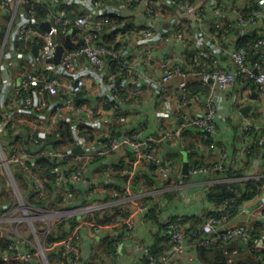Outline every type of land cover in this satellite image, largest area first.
<instances>
[{
  "label": "built area",
  "instance_id": "1",
  "mask_svg": "<svg viewBox=\"0 0 264 264\" xmlns=\"http://www.w3.org/2000/svg\"><path fill=\"white\" fill-rule=\"evenodd\" d=\"M80 1L92 10L77 14L73 19L68 18L64 3ZM106 1L51 0L52 4L59 5L60 8L48 19L50 31L45 32L36 18L35 9L29 6V0H0V62L7 46L17 58H25L20 64L19 76L11 91L13 105L18 106L7 108L2 113L0 110V264H49L50 252L60 253L65 259L63 264H79V226L87 223L94 230L99 229L94 220L76 219L79 209L70 204L84 196L90 199L95 193L93 185L83 188L85 175L83 170L72 167L73 156L78 158L80 154L79 159L91 162L127 148L133 154L134 163H152L160 168L163 179L174 180L176 168L163 163L160 166L161 159L155 152L156 140L153 136L142 138L140 132H133L97 139L93 131L89 133L83 129L94 128L97 119L95 116L101 108L114 116L118 123L123 122V114L120 112L122 105L136 97L137 88L141 87L142 81L151 82L152 77L138 69V63L146 64L147 61L131 59V39H137L142 45H149L150 49L158 40L173 38L182 45H188L191 39L200 45L196 57L211 61L209 71H197L192 63L185 70L182 59H162V73L155 81L159 89V99L167 107L168 113L180 121L177 128L159 129L165 140L181 138L182 132L189 128L199 133L217 135L218 122L225 119L222 115L223 102L229 89L239 80L255 84L258 97H264V35L252 40L257 57L253 63L244 48H235L228 53L230 64L224 66L221 59L215 56L213 44L209 45L208 39L215 40L216 36L224 37L227 33V27L223 26L228 23L222 21L221 14L225 10L234 11V6L228 0H211L208 3L206 10L210 9V14L205 20V23L210 20L208 26L202 23L205 8L204 5L200 8L199 0H116L113 5L104 4ZM256 3L257 8L252 9L249 15H239L238 25H254L258 19L264 17V0H256ZM138 7L147 20L146 24L135 25L130 17L120 12L123 8ZM168 11H172V16L177 19H173L170 27H162V17ZM182 16H193L202 29L199 28L196 33L189 35L185 28L174 26ZM213 27L215 31L211 30ZM220 31L223 32L221 35ZM66 34H70L72 40L78 41L77 46L66 49L59 64L48 62L54 58L56 46L63 44L58 37L65 39ZM81 57L93 67V72L88 66H80ZM112 61L116 62L115 67ZM193 76H197L199 84L207 88L206 93L194 95L197 108L187 111L179 106L172 108L171 105H166L171 82L177 77ZM88 77L93 85L89 92L90 97L83 102L78 101L79 95L89 84ZM128 83L132 88H127ZM186 84V81L178 84L180 98L185 102L189 92ZM122 88L128 89V92L123 93ZM62 121L70 123L75 146L70 149H57L50 144H43L54 125ZM239 129L242 142L234 156L229 157L225 147L216 163L194 166L188 170V174L198 176L222 172L224 176L221 180L236 182L240 187L243 181H256L260 184L258 193L247 200L255 201V204L247 210L240 205L242 202L237 205L234 197L225 196L218 206V213L209 215L192 232L190 240L193 245L222 246L228 263L233 262L242 248H232L230 245L233 242L245 243L248 247L242 249L254 253L258 264H264V167L258 174L227 177L235 169V161L241 160L250 152L254 142L260 148L258 155L264 165V121L257 119V115L250 116L249 113ZM76 146L81 147L80 153L74 152ZM38 160H47L52 164L53 192L50 197H47L49 186L42 171L33 168ZM16 172L21 173V177H17ZM120 174L132 177L134 171L120 168ZM17 181L25 188L24 194L19 190ZM102 189L114 201L128 194L127 188L106 183ZM30 197L42 204L31 203ZM137 201V210L146 214L150 205ZM98 208L93 204L82 210L85 211L84 214L92 215ZM231 210H235L236 215L248 212L252 219L230 225L228 223L231 220ZM123 214L126 217L120 223H124L127 230H132L134 218L127 214L125 208L120 210V215ZM182 218L180 216L173 221L167 217L161 221L171 243L166 255L156 258L149 246L139 244L133 250L141 253V258L145 257L148 264H166L171 254L184 255L189 237L184 231ZM61 223L65 224L63 229L66 232L70 230L71 223L75 226L65 238L47 243L49 235L57 236L56 228Z\"/></svg>",
  "mask_w": 264,
  "mask_h": 264
},
{
  "label": "crops",
  "instance_id": "2",
  "mask_svg": "<svg viewBox=\"0 0 264 264\" xmlns=\"http://www.w3.org/2000/svg\"><path fill=\"white\" fill-rule=\"evenodd\" d=\"M200 8L204 5L203 25L208 26L205 23L206 17L210 14V9L206 10L208 3L211 0H199ZM229 3L234 6L233 12L225 10L222 13V21L227 22V33L224 37H215V40L208 39L209 43L213 44V52L216 57L221 59L224 66L230 64L228 53L231 50L238 47V44L244 39L250 38V42L258 38L259 35H264V17L258 19L254 25H238L239 15H249L252 9L257 8L256 0H228ZM116 0H107L104 4H114ZM64 7L67 9V17L73 19L77 14H83L91 11V7H87L86 4L80 2L64 3ZM171 7V6H170ZM60 6L51 3V0H36V18L38 22L48 21L52 15L59 10ZM172 8V7H171ZM123 15L130 17L134 24H146L147 20L140 7L129 9L123 8L120 10ZM4 16H7L4 14ZM164 17V20H163ZM162 17V27H170L173 23V19H177L172 16V11H168ZM213 17V16H212ZM213 18H220L218 16ZM5 19V18H4ZM174 26L185 28L189 35L196 33L199 28L202 29L201 24L194 20L193 16L180 17L179 22ZM71 29L74 28L71 26ZM253 39H251V37ZM59 40L64 41V37H58ZM188 45H182L179 42L169 38L167 40H158L154 42L156 45L150 49L149 45L140 44L137 39H131L130 53L131 59H135L138 62L147 61V63H138L139 71L152 77L151 82L142 81L140 88H137L138 94L135 98L130 99L122 105L123 122H117V119L112 116L109 112L104 111L102 108L99 113L95 116V125L93 133L97 135V139H106L110 133L119 135L120 133H133L140 132V137L145 138L153 136L156 140L155 152L161 159V164L173 165L176 168V176L173 181L163 179L160 175V168L156 165L141 161L140 163H134V157L132 152L127 148H122L117 152H111L110 154L97 159L92 162H86L83 166V172L85 175L83 188L93 185L95 193L90 199L83 197V199H77L71 201L72 207L79 209V213L76 219H86L88 214H84L85 208L89 205H97L99 208L96 212L107 211L112 214L113 206L116 208H125L127 214L132 215L134 218V225L132 230H127L125 224L123 228L119 226L122 219H125V215L118 214L115 219H111V222L97 225L98 231L94 230L89 224L82 223L79 226L80 242H79V264H88L93 262L94 264H140L141 253L133 250L136 244L143 246H152L155 241L156 235L164 236V230H161L159 226L146 217L141 211L136 208V203L144 202L148 203L151 208L156 210L155 221H162L167 217H202V222L211 214L213 211L218 209L211 199L210 191L211 188L217 183H229L232 185L237 184V190L242 189L240 184L231 181L221 180L224 174H200L198 176H192L190 174H183V165L185 162L189 163L193 160L192 148H187V143H195L197 147L198 158H204L206 161L220 160L219 156L221 150L226 147L227 155L231 157L237 153V149L242 142V135L240 133V125L244 120V117L239 112L241 106L246 104H252L253 108L250 112V116L256 117L257 119L264 121V97L260 96L257 100H253L251 96L252 92L257 93V87H253L250 81L239 80L236 82L234 87L229 89L226 98L223 102L222 115L225 119H220L218 134L210 136L212 141L211 145H205L202 141V136L199 137V132L193 128L184 130L185 135L181 138H172L165 140L160 133V128L174 129L180 125V121L169 114L164 107L163 102L159 99V89L155 83L156 79L160 77L162 73V59L164 57L179 58L182 59L184 69L190 67V63L193 59L187 58V56L197 55V50L200 47L193 40H189ZM1 49V47H0ZM151 50V53H150ZM186 54H188L186 56ZM250 56V61L253 63L257 57L255 53ZM25 61L23 56L17 58L15 53L9 48H4V54L1 58L0 66V110L1 113L7 108L16 107L12 101V85L15 84L18 78L20 64ZM80 66H88L93 72V67L90 66L84 57L80 58ZM209 71V69H205ZM197 76L193 77H177L171 82V92L167 98V104L171 105L172 108L176 106L181 107L183 110L193 111L197 108V104L194 101L195 94H204L207 88L202 87L199 84ZM6 81L5 83H3ZM89 84L79 95L78 101L83 102L86 98L90 97L89 92L92 91L93 85L91 84V78L88 77ZM186 81V87L188 88V94L186 96V102L180 98V90H178V84ZM8 83V84H7ZM91 87V88H90ZM127 88H132L131 84H127ZM123 93L128 92V89L122 88ZM18 108V107H17ZM74 119V118H73ZM52 123L53 120L51 119ZM118 125H115L117 124ZM118 126V127H117ZM51 127V126H50ZM117 128V132L115 128ZM52 129V128H51ZM182 132V133H183ZM6 138V137H5ZM5 143V141H3ZM194 150V151H195ZM196 152V151H195ZM79 158L80 154L78 155ZM192 156V157H191ZM195 158V157H194ZM240 160L235 161L237 165L235 168H240ZM119 169H116V168ZM263 163L260 161L259 155L251 158V163L248 168L242 171V175H250V173L258 174L263 170ZM120 168H128L134 171L132 177L122 176L120 174ZM227 177H233L227 175ZM218 180V181H217ZM1 182V179H0ZM104 183L107 185H117L119 187L127 188L128 194L120 200L110 201L106 194L103 193L102 187ZM1 187V185H0ZM144 199V200H141ZM255 204V201H244L240 204L244 209H251ZM110 216V215H109ZM252 219L249 217L248 212L241 213L231 217L228 224L233 225L241 221ZM82 220V219H81ZM93 220V219H88ZM85 222V221H83ZM95 222V221H94ZM190 221H188L189 224ZM186 226H188L186 224ZM160 232V233H159ZM123 233L121 240L116 246L115 256L96 255L97 249L103 239L107 235H118ZM195 247L189 241L186 243V252L184 255H168L170 260L166 264H201L196 255ZM33 264H39L33 262Z\"/></svg>",
  "mask_w": 264,
  "mask_h": 264
},
{
  "label": "trees",
  "instance_id": "3",
  "mask_svg": "<svg viewBox=\"0 0 264 264\" xmlns=\"http://www.w3.org/2000/svg\"><path fill=\"white\" fill-rule=\"evenodd\" d=\"M31 7H33L35 9V3L36 0H29ZM28 5H26V7H29ZM36 11V9H35ZM224 28L227 26H223ZM212 31H215L214 27L211 28ZM220 35L223 32H219ZM254 36L251 37V39H253ZM244 39V41L241 40V42L238 44L237 48H244L247 53L249 55H253L254 54V48L252 46V42H250V38H242ZM187 58L189 59H193V61L191 62L192 65L194 66L193 68L197 71H201V70H205V69H210L209 66L211 64V61L206 60L204 58H198L196 57V55L194 56H187ZM113 67L116 66V62L112 61ZM117 70V69H115ZM252 83V82H251ZM253 87H256L255 84L252 83ZM207 92V91H206ZM115 125H118L115 124ZM118 127V126H117ZM115 127L112 128V130ZM83 129H85V131L92 133L93 129L90 127H83ZM117 130V128H115V131ZM117 132V131H116ZM111 135H113L114 133H110ZM185 135V133L183 132L181 137H183ZM202 136V141L204 142L205 145H211L212 141L210 140V136L207 135L206 133H199V137ZM43 144H50L51 146H53L54 148L57 149H70L73 148L75 146V139L73 137V132L72 129L70 127V123L68 122H58L57 124L54 125L52 132L49 133L46 138L43 140ZM187 148H192V149H196L197 147L195 146V143H187ZM191 150L192 151V155L195 157H193V160L190 161L189 163V170L194 167V166H203V165H209L212 163H216V160H212L210 159L209 161H206L204 158H198L197 156V150ZM260 152V148L259 146L256 144V142H254L252 144V148L250 152H247L245 154V156L240 160V164L243 165L240 168H235L232 170V174L229 172L228 175L229 176H237V175H242V171L246 168H248V166L251 163V158L255 157L256 154H259ZM192 157V156H191ZM95 161V160H92ZM91 161V162H92ZM87 161L85 159H77L76 156L72 157V161H71V165L72 167H76L77 169L83 170V166L85 165ZM212 162V163H211ZM237 165V164H236ZM33 168L36 171H42V175L45 178V180L48 183V189H49V194L47 193V197L51 196V192H53V188L51 187V184L53 182V176L51 174V168H52V164L47 161V160H38ZM116 169H119L118 167ZM227 173V172H226ZM229 183H217L215 184L210 191V196L209 198L211 199V201L217 205V207L222 203L223 199L225 196H231L234 197L236 199L235 203L238 205V203L250 200L252 198H254L257 193H258V187H259V183L256 181H252V180H247V181H243L242 182V189L237 190V184H230V187L228 188ZM116 187H119L117 185H113ZM110 201H114L113 198H111L110 196L107 197ZM140 200V199H138ZM144 200V199H141ZM30 201L31 203L37 204V205H41L42 203L38 200H36L34 197H30ZM112 210V214L108 213L107 211L102 212H96L95 214H88L86 219H93L95 221V224L97 225H103L106 223L111 222V219H115L118 214H120V208H116L113 206ZM156 210L151 208V206L149 207L147 213H146V217L151 219L152 221H154L160 228V232L161 230H164L165 234L164 236H160L159 234L156 235L155 241L152 244V246H150V249L153 253V255L156 258H160L162 255H166L171 247V243L169 241L168 235L166 234V228L164 227V225L161 223V221H155V215ZM218 213V209L216 211H213V214H217ZM110 215V216H109ZM236 215V211L235 210H231L230 216L234 217ZM178 217H170V219H172L173 221L176 220ZM182 225L185 226V233L186 235L192 239L191 234L193 231H195L196 228H198V226L202 223V217H191V218H182ZM188 221L189 224H188ZM62 224V223H61ZM59 225L56 228V233L57 236L54 234H51L47 237V243H53L54 241H58L61 240L63 238H65L69 233L72 232V229L74 228V223H71V227L70 230L68 232H66L63 229V226L65 224ZM124 223H119V226L121 228L124 227L123 225ZM186 224L188 226H186ZM159 232V233H160ZM123 236V233H119L118 235H107L105 237H103L98 249H97V254L96 255H106V256H115L116 253V246L118 244V242L121 240V237ZM195 251H196V255H197V259L201 264H258V262L255 259V254L254 253H250L247 252L245 249H240V246L238 244V242H233L230 247L234 248V247H238L240 249V254L238 256H236L233 260L232 263H228L227 262V256L224 254L223 252V247L219 246L217 244L206 247L200 244H195ZM48 261L49 264H63L65 259L60 255V253L57 252H50L48 255ZM18 264V263H15ZM88 264H94L93 262H89ZM140 264H148V261L145 257H142L140 259Z\"/></svg>",
  "mask_w": 264,
  "mask_h": 264
},
{
  "label": "water",
  "instance_id": "4",
  "mask_svg": "<svg viewBox=\"0 0 264 264\" xmlns=\"http://www.w3.org/2000/svg\"><path fill=\"white\" fill-rule=\"evenodd\" d=\"M40 27H41V29L43 31L49 32L50 31V23H49V21L41 22L40 23ZM52 40H53L54 43H56V39H55L54 36H52ZM77 44H78V41L72 40L71 35L70 34H66L65 39L63 41V44H61V45L58 44L56 46V54H55L54 58L51 59V60H48V62H52L54 64H59L60 61H61V56H62L63 52L66 49L69 50V49H72V48L76 47ZM34 53L35 54L37 53L36 47L34 48ZM252 94L253 95L251 96V98L253 100H257L258 99V94L255 91L252 92ZM252 108H253L252 104H246V105L240 107L239 112L242 114V116L244 118H246V117L249 116V113L252 110ZM81 151H82V149H81L80 146H76L74 148V152H76V153H80ZM183 174L184 175L188 174V163L187 162H185L184 165H183ZM16 176L17 177H21V173L16 172ZM239 246L242 247V248H245V249L248 247V245L245 244V243L244 244L240 243Z\"/></svg>",
  "mask_w": 264,
  "mask_h": 264
},
{
  "label": "rangeland",
  "instance_id": "5",
  "mask_svg": "<svg viewBox=\"0 0 264 264\" xmlns=\"http://www.w3.org/2000/svg\"><path fill=\"white\" fill-rule=\"evenodd\" d=\"M17 184H18V186H19V190L21 191V193H23L24 194V192H25V188L22 186V184H19V182L17 181ZM15 186V185H14ZM19 191V192H20Z\"/></svg>",
  "mask_w": 264,
  "mask_h": 264
}]
</instances>
